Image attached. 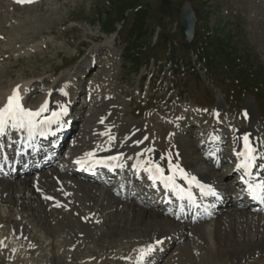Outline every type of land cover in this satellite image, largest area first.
<instances>
[{"label":"rangeland","instance_id":"374dc122","mask_svg":"<svg viewBox=\"0 0 264 264\" xmlns=\"http://www.w3.org/2000/svg\"><path fill=\"white\" fill-rule=\"evenodd\" d=\"M12 2L0 0V11L6 15L0 17V25L6 30L0 29V99L19 86L21 103L33 108L47 99L59 82L62 89L73 92L61 121L68 138L58 158L53 157L52 167L60 159L58 165L64 170L74 169L62 158L78 152H74L73 145L78 149L79 143L89 138L86 135L91 128L86 127L97 124V111L101 112L105 105L115 110L108 125L113 132L142 121L151 131H160L156 136L165 135L170 126H160L159 121H164L161 112L165 110L167 116L177 114L167 122L173 131L178 130L176 124L180 123L183 131L176 142L180 141L183 149L186 147L184 150L193 152L198 159L206 156V160H195V169L207 171L212 169L210 163L218 164L213 170V182L224 193L236 178L228 160L232 133L247 125L242 114L249 106L255 112L264 152V81L261 86L258 84L264 78V0H190L197 17L191 43H183L177 29L182 0H31L24 2L30 4L25 5L27 9ZM115 4L122 8L119 16L112 10ZM7 32H11L9 36ZM214 44L223 45V52L212 51ZM132 52L140 56L130 65L125 59H131ZM202 52H206L205 58L198 57ZM96 57L100 59L97 63ZM169 57L173 62L181 58L186 67L195 63L194 73L187 71L182 77L179 68L174 70L163 60ZM152 58L159 59V63ZM76 82L82 88H74ZM29 98L34 100L30 102ZM217 107L220 111L213 113ZM145 133L149 135L146 129ZM102 135L96 144L111 141ZM214 135L221 138L216 145L210 143ZM210 148L216 149L214 156L207 153ZM30 168L0 180L18 183L46 172ZM219 173L226 177L220 184ZM64 176L57 177L64 181L69 177L70 189L75 198L78 195V204L87 217L81 216L73 203L56 208L43 201L44 197L35 194L31 184L23 183L7 192L9 186L0 183V264H135L139 247L147 241L152 226L143 225L145 222L139 219L134 221L131 215H119L118 211L126 206L141 209L143 205L156 209L157 198L137 200V193L129 188L95 183L71 173ZM52 179L49 176V181ZM70 180L87 183L88 188L80 190ZM39 186L52 189L46 182ZM105 193L111 198L107 197L108 201L121 207L110 210L106 202L101 204ZM237 194L232 186L230 196H223V200L228 199V208L219 209L201 222L189 223L188 214L171 220L174 222L168 225L170 235L151 248L152 253L155 250L153 258L147 257L140 264H231L234 248L244 239L241 224L262 226V219L254 222L246 218V214L253 213L252 206ZM92 211L99 216L93 226L87 223ZM175 223L186 225L178 241L173 238L177 233ZM234 223L230 227L232 237L225 236L227 227ZM17 234L21 235V242L16 240ZM228 239L232 240L230 245L226 244ZM229 248L233 251H227ZM141 249L149 251L146 244Z\"/></svg>","mask_w":264,"mask_h":264},{"label":"bare ground","instance_id":"6f19581e","mask_svg":"<svg viewBox=\"0 0 264 264\" xmlns=\"http://www.w3.org/2000/svg\"><path fill=\"white\" fill-rule=\"evenodd\" d=\"M39 3H41V2H39ZM13 4H14V6L19 5V4H15V3H13ZM23 5L25 8L26 4H23ZM32 7H33V5H32ZM34 7H35V5H34ZM25 9H27V8H25ZM12 12H14V10ZM11 13H9V14L12 16ZM3 15H2V12L0 11V17L1 18H5L6 15L5 14H3ZM4 20H6V19H4ZM17 26H19V25H17ZM4 28H5V26L0 25V29H4ZM6 28H7V26H6ZM9 29H11V28H9ZM10 33H8L7 35L9 36ZM2 34H4V33H2ZM94 39H96V38H94ZM1 40H2V38H1ZM10 43H12V42H10ZM3 48H6V47H3ZM97 54H98V52L95 51L94 55L96 56ZM99 61H100L99 58L95 59V63H97ZM11 77H12V75H11ZM45 81H46V79H45ZM61 85H62V82H59L58 85L51 88V90L48 93L49 96L47 97V99L45 101H43L42 103L40 102L41 104L39 103V101H37V103H39L37 106H35L33 108H31V107H26V108L31 109V110H38L41 107V105H46L48 111L42 113L41 117H39L37 119L47 118L51 115L52 112H56L58 109H60L62 107L67 109L68 108L67 102L72 100L71 98L73 96V92L72 91H66V90L62 89ZM73 87L80 89V88H82V84L76 82L73 85ZM4 91H6V90H4ZM12 93H9L7 95L5 94L1 97L0 108H2L7 103V98L9 96H11ZM20 94H22V93H20ZM23 94H25V93H23ZM29 95H30V93H28L27 97ZM31 99L29 98L30 102L32 100H34V99L31 100ZM108 99L110 100L111 98H108ZM27 101H28V99H27ZM103 103H105V102L103 101ZM218 107L214 110L213 113L218 114V112L220 111V109ZM111 109H112L111 107H108L107 105H105V108L103 110H101V112L97 111V115L99 117L97 124H95L94 126H88L87 125V127H86V128H91L90 129L91 133H87V135H86V138L88 137V135H89V138L88 139L85 138L86 140H84V142L82 141L83 143H81V144L79 143L78 149H75L74 145H73L74 152L76 150L78 152L70 155L67 158H62V161L67 160L68 163H70L71 165H74L73 167H74L76 173H81L82 172L81 170H83V171L88 170V173L84 175V178L89 181V179H88L89 177L93 178L92 175L90 174V172H91L90 167L92 164L91 162L94 161V163H95L96 160H103V161L107 162V160H106L107 157L120 156L119 160L112 161V163L115 165L117 170H119L120 168H125L126 174L124 177V181L128 182L131 188H134L136 182L138 181V177H142L143 182H141V184L143 186H142V191L140 192V194L141 195H143V193L146 194L144 197V199L146 198L145 200H148L152 196L158 194L157 201L161 202V204H159V206L156 207V209H154L153 206L142 204L143 206H141V207L143 209L142 208L141 209L136 208L133 206H126V208H124V209L120 208V210L118 211L120 213L119 215H123V216L131 215V219H133L134 221L139 219L138 220L139 222L140 221L145 222L143 225L148 224V225L152 226L151 231L148 232V234H147V236H148L147 241H145V243L143 242L139 247L141 256H139V258H137L135 260L136 261L135 264H140L142 262H145V259L147 257H149V258L154 257V256H152V254H154L155 250L152 253L151 248H153L154 245H156L158 243V241H160L164 236L170 235L168 225H169V223L174 222L171 220H179V219H176L174 217V215L176 213H179L181 209H185L186 212H193V210H194V212L196 214V218L198 219V221H199V218L201 217V214L198 213L199 210H198V203L196 202V199H195V201L187 203L186 201H184L182 199L181 194L176 195V193H172V189L168 188L166 186L167 185L166 179H155L154 181H149V178L151 176H153V174L145 170V168L148 166V164H147L148 161H151L153 164H158L160 166V168L163 170L164 177L168 174H174L177 182L180 183L181 185H185L186 181H188V180L193 181L194 182V193L198 194L197 195V197H199L198 199H201V204L203 205L204 210H210L211 209V214H213V215L215 214L214 206L220 207L219 209H222L223 207L228 208V206H227L228 199H227V201H226V199L223 200V196H225V195L230 196V188L232 186L235 188L236 191H238V197H239V195H241V197H244L248 201H255L256 200L257 201L256 206L252 207L253 213L246 214V218H248V220H251L254 222H255V219L258 221L262 219L261 221H259L262 223V226H256V228H252L251 226L241 224V231L243 232V236H244L243 238L244 239L242 242L238 243L237 248H234L235 249V251L233 252L234 257L231 261V264H264V237H262L264 234V218L261 217V215L264 213V207L261 204L263 199H258L256 197H254L253 194L250 192H244L243 184L240 182L241 177H246L248 180H251L253 182L264 180V167H259V168L254 167L251 170L252 175H248V176L244 175V171H245L244 169L238 167V165H240L242 163V158L240 157L239 153L242 152L241 145H242V140H243L242 138L244 136L247 135L249 137L251 143L253 144V146L256 147L259 151L262 152V150H263L262 146L260 145V135L258 134L257 129H256L255 123L257 121L255 118L254 110L250 106L246 108V110L243 112L242 115H243V117H245L247 119V125L243 126L241 128H236V130L232 133V137H231L232 138V142H231L232 154L228 160H229V162L233 163L232 168H231V172L236 174V179L233 182L231 181L232 182L231 185H227V188H226L227 192L224 193L223 190H219V187H216L214 185V182H213L214 177H215L213 170H214V167L215 168L218 167V164L216 162L210 163L212 165V169L211 170L207 169V171L195 169V166H196L195 160H197V161L198 160H206V158H205L206 156L201 155V157H199V159H198V158H196L197 156H195V157L193 156V152H190V151L188 152L187 150H184L186 147L184 146L185 148L183 149V145H182V143H180V141L176 142V137H178L180 135V132L183 131L182 128L180 127V123L177 122V124H176L178 130L173 131L171 128V125L167 122H169V120H171V118L177 114L172 116L171 114L168 113V116H167V115H165V110L161 112L162 114L160 116H163L164 121H159L160 123H162V125L160 123H157L156 125L158 126L160 124V126L163 127L164 124H167L170 126V129L168 132H166L165 135L163 133H161L160 135L156 136V134L159 133L160 131H157V132L151 131V127H148L146 125V122H142V121H139V123L129 125V126H127L128 128H126V126H125V130L121 129L119 132L117 130H115L116 132H113V128H108V125L112 123L110 120L115 114V110H111ZM110 110H111V112L109 113ZM245 113L247 115H245ZM106 117H108V118H106ZM104 118H106L107 121H105ZM140 122H142L143 125L140 124ZM60 127L62 130L63 126L61 125ZM163 128L161 129L158 127V129L161 131L163 130ZM85 129H83V130H85ZM145 129L148 131L150 136L149 135L146 136ZM41 131H43L44 134L54 133L56 131L55 127H54V123L51 125H41L37 129V131L33 134L34 139H37L41 136V134H40ZM99 132H104V134H103L104 136L102 134H99ZM101 135L104 137V139H106V138L109 139L110 136L114 137V139H111V141H107V140L102 141V142L100 141L98 144H96V139L100 138ZM168 136H169V138H168ZM145 137H147V139H144ZM32 138L33 137L29 135V132L27 130H25V129H12L9 126L6 129V135H4L3 137H0V144L4 143V145H3L4 151H0V166H3L4 168L8 166L10 169L13 167L12 160H11V158H9V155H8L10 150H12L11 148L18 149L20 151L22 148H27V149L35 148V145H34L35 143L31 142ZM150 138L152 140H150ZM220 140H221L220 136L214 135L213 138L211 139L210 143L212 145H216L217 142H219ZM137 141H142V143H137ZM222 142H224V141H222ZM8 146H10V149H7ZM22 150H24V149H22ZM215 151H216L215 148H211V149H209L208 154L214 156ZM90 152H94L95 155L93 157H91L86 162L85 154L90 153ZM4 155H5V157L3 158ZM12 157H13V155H12ZM38 157H41L40 154L35 155V157H33V159L38 158ZM26 158L27 157L25 155H21L20 157H18V155L16 156V160H21V159H26ZM36 161H40V160H36ZM257 163L264 164V160H258ZM141 164L144 165L143 168L140 167ZM46 165H48V164H46ZM132 165L135 166L134 169L131 168ZM17 171H19V170H17ZM97 172H99V171H97ZM66 173L67 172H65L62 167L56 166L53 168H49L46 172L42 173L39 176L34 177L33 179L32 178H24V179H28V180H21L18 183H17V181L12 182L10 180H0V183L1 182L4 183L3 184L4 186L6 183V186H9L8 188L5 189V191H7V192H9V189H11V188L20 187L23 183L31 184V186H33V192L35 194H41L40 195L41 198L44 197L43 201H49L51 204H54L55 206H57L56 208L61 207V206H65V205H67V206L72 205V203H73L77 206L78 213L81 216H86L85 210L83 209L82 205L78 204V198H77L78 195L76 196V198H77L76 199L75 198V195H76L75 192L73 193V189H70L71 184H69V182L67 180V179H69V177L67 179H65V181L57 177V176H61L63 178H66L65 176H67V175L64 176V174H66ZM219 174L221 176V179H220V182L218 184L222 183V181H224L226 178L225 175H223L221 173H219ZM51 175L53 176V179L51 181H49V176H51ZM229 175H232V174L230 173ZM228 177L229 176L227 175V178ZM100 179H102V178H100ZM42 182H46L49 186L52 187V189L46 190L45 187L39 186ZM98 182H101V181H98ZM71 183L73 185H78L80 190H86L88 188L87 183H84V182L82 183V181H79V180L78 181L76 180L75 182L71 181ZM78 186H76V187H78ZM67 191H69V192H67ZM66 192L69 194L67 195ZM167 192L170 194L169 198H171L173 200V209H172L171 213H168V211L166 210V208L162 204L164 202V199L166 198ZM249 194H251L250 197H247ZM49 197L51 199H49ZM91 197H94V196L91 195ZM107 197H109V195L107 193H105L104 199L101 202V204L106 202L108 207L111 208L110 210H112L113 206L121 207V205L119 203L114 202L113 200L108 201V199H111V198L109 197L107 199ZM117 199H120V197H118ZM39 201H41V199ZM59 204H60V206H59ZM248 204L250 207L251 203H248ZM50 207H53V206H50ZM219 209H218V211H219ZM218 211H216V212H218ZM98 217L99 216L98 215L95 216V212L92 211L90 217H88V218H91V220H89L87 223H89V225L92 224V226H93V224H95ZM78 218L82 219L80 217H78ZM145 219H148V221L146 222ZM82 220L86 222L85 219H82ZM235 223H237V221ZM235 223L232 225H229L227 227V229H226L227 234L225 236L232 237L230 227L233 225L235 226ZM173 225L176 226V228H177V233L174 234L173 238H175V240L178 241L184 235V233L186 231L185 230L186 225H183V224L180 225L179 223H175ZM140 226H141V224H140ZM215 231H216V229H215ZM215 231H214V233H215ZM223 231H225V229H223ZM249 231L251 232L250 233L251 236H249V233H248ZM15 236H16V240L21 242V239H22L21 235L17 234ZM187 237H188V235H187ZM231 241H232L231 239H228L226 244L228 245ZM143 244H146V249H149V251L147 253L141 249ZM227 251L232 252L233 250H232V248L231 249L229 248V249H227ZM142 254H145L144 257H142Z\"/></svg>","mask_w":264,"mask_h":264},{"label":"snow or ice","instance_id":"6c2138e0","mask_svg":"<svg viewBox=\"0 0 264 264\" xmlns=\"http://www.w3.org/2000/svg\"><path fill=\"white\" fill-rule=\"evenodd\" d=\"M18 2H31V0H18ZM21 96L19 94V86L13 90L11 96L7 98V103L0 108V136L6 135V129L10 126L12 129H25L29 132V135L37 131L41 125H51L60 120L61 115L66 111V108H61L60 112H52L51 115L44 119H37L41 117L42 113L48 111L46 105H41L38 110L27 109L21 103ZM245 115H247L245 113ZM43 135V131L40 132ZM109 139H114V137H109ZM144 139H147L145 137ZM244 141V151L239 153L242 158V163L238 167L244 169V175H252V169L264 167V164L257 163L258 160H264V152L259 151L250 142L249 137L246 135L243 138ZM137 143H142V141H137ZM3 145L0 144V149ZM95 155L94 152L86 153V162ZM110 161H116L120 159V156H110L106 158ZM96 163H103V160H96ZM148 166L145 168L146 171L153 174L155 179H165L164 173L158 164H153L151 161L147 162ZM140 167H144L143 164ZM169 182L173 181V177H168ZM249 191L254 197L258 199H264V180L259 183H252L248 186ZM49 199H51L49 197Z\"/></svg>","mask_w":264,"mask_h":264},{"label":"water","instance_id":"95a60500","mask_svg":"<svg viewBox=\"0 0 264 264\" xmlns=\"http://www.w3.org/2000/svg\"><path fill=\"white\" fill-rule=\"evenodd\" d=\"M196 15L192 10L189 0H182L179 8V16L177 21V29L180 32L182 42L190 43L194 37V29L196 24Z\"/></svg>","mask_w":264,"mask_h":264},{"label":"trees","instance_id":"16d2710c","mask_svg":"<svg viewBox=\"0 0 264 264\" xmlns=\"http://www.w3.org/2000/svg\"><path fill=\"white\" fill-rule=\"evenodd\" d=\"M113 9H115V13L119 16L120 15V12H121V10H122V8H121V6H120V4H115L113 7H112V10ZM101 17H102V15H100ZM106 20V19H105ZM222 47H223V45H220V46H218V45H216V44H214L213 46H212V51H214L215 52V50H218V51H220V49L222 50ZM227 51H230V50H227ZM207 52V51H206ZM206 52H202L201 54V56L199 55L198 57H200V58H205L204 57V53H206ZM221 52H223V50L221 51ZM198 54V53H197ZM221 54V53H220ZM140 55H139V53L138 52H136L135 53V55L133 56V54H132V57L134 58V59H137L138 57H139ZM212 65H213V63H212ZM210 68H211V66H210ZM249 71V70H248ZM248 71H246V72H248ZM239 73V72H238ZM233 78H235V74H233ZM234 80V79H233ZM232 80V81H233ZM264 81V78H263V76L258 80V84L261 86L262 84V82ZM232 84H235V82H231ZM250 88H252V89H255L256 88V90L258 91L259 90V88H257L256 87V85H250L249 86Z\"/></svg>","mask_w":264,"mask_h":264}]
</instances>
